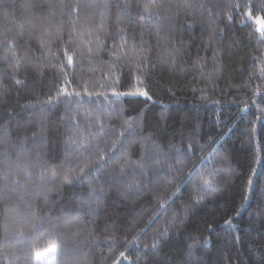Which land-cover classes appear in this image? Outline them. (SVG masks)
I'll return each instance as SVG.
<instances>
[{
	"label": "trees",
	"instance_id": "16d2710c",
	"mask_svg": "<svg viewBox=\"0 0 264 264\" xmlns=\"http://www.w3.org/2000/svg\"><path fill=\"white\" fill-rule=\"evenodd\" d=\"M126 2L132 7L123 9L121 6ZM173 2L181 5L194 3L195 6L188 15L181 8L178 18L174 6L172 15L161 16L159 23H153L146 19L148 13L143 7L149 0H33L31 8L25 7V0H0V75H11V68L17 63L16 57L28 54L27 61H22L21 71L15 77L27 78L25 85L15 86L11 79L3 82L8 95L0 97V135L5 130L10 135L0 142V161L11 159L13 177L18 170L36 163V148L31 139L25 142V147L31 149L30 155L24 154L17 161V150L24 137L30 138L38 130L40 105L36 102L47 100L49 95L55 96L60 86L67 87L69 92L81 91L82 96L78 99L86 101L79 113L81 128L86 127L85 111H97L99 107L102 111V106L111 107L105 99L108 97L117 108L126 109L124 116L112 122L117 132L121 131L122 119H135L136 112H140L141 116L147 113L149 129H158V138L165 145H179L181 134L186 136L189 131L194 132L198 145L209 143L207 136L219 133L216 137L219 143H214L203 153L197 147L196 152L189 155L183 172L203 170L202 174L206 175V170L213 166L216 149L225 145L231 148V154L221 150V155H226L227 159L216 160L215 166L234 168L237 176L221 181L223 173L217 174L214 183L220 190L219 194L215 199L209 197V202L195 211L188 231L177 235L174 244L163 248L160 256H174L181 244L186 248L187 243L193 241L185 242L183 237L191 232L199 233L201 240H209L208 245H200L194 250L201 264H228L226 258L229 256L231 264H240L241 259L244 264H250L247 258L249 244L252 240L264 244V91H257L264 88V47L258 44V33L256 37L249 38L254 25L247 20L240 22L243 18L240 10L233 9L231 15L234 19L227 20L229 5L236 0ZM201 3L205 5L203 17L201 19L197 15L193 22ZM106 4L107 9L104 7ZM212 7L210 16L207 9ZM188 24H191L190 28ZM213 27L225 29L214 41L210 39ZM120 28L126 33L123 39L129 45L135 44V50L130 46L120 48ZM97 36L104 42L103 46H96ZM163 37L169 38L180 49L174 62L165 53L164 48L168 45ZM41 40L51 43L41 49ZM85 40L92 43L85 44ZM141 52L151 56V63L147 66L139 60ZM66 53L74 57L73 65L67 64ZM52 56L56 58L50 61L48 58ZM65 74L69 81L67 85H64ZM73 75L76 82H73ZM82 80L89 81V84L81 83ZM103 83L105 87L100 86ZM85 86L94 93L93 96L84 95ZM112 87L117 91H134L141 95L145 89L152 100L143 97H120L117 100L111 96ZM46 107L48 133L41 142L40 151L48 164H55L64 156V137L77 132L69 126L76 114L61 123L64 103L58 100ZM161 112H164V118H161ZM30 118L32 123L24 127V122ZM110 132L111 127L106 126L102 139L107 138ZM187 143L185 140V145ZM135 155H139L138 150ZM72 166H77L76 160H72ZM8 170L5 166L0 173V183ZM35 171L39 172V168ZM249 177L254 181L251 191L247 190ZM56 184L59 185V181ZM39 188V181L30 184L26 191L19 192L14 203L23 207V201ZM243 194L249 195L250 199L244 201ZM92 199L87 183L74 181L66 184L49 193L47 202L38 198L32 206V211L38 216L49 213L54 218L59 217L61 225L66 226L63 231L49 233L42 222L33 229L31 225L37 221L28 216L14 226L23 231L7 240L2 239L4 221L3 203L0 202V249L3 250L0 264H7V253L14 249L20 250L17 255H30L31 264H34L35 254L53 243L58 245L56 264L61 259L73 260L84 253L89 254L90 264H101V253L109 256L113 241L116 242V256L112 260L116 264H133L137 260L139 264H146V261L153 264L152 256L136 255L140 249L148 251L144 244L151 243L152 230H148L147 236L141 235L133 241L137 232L130 227L133 215L139 213L141 206L148 208L154 203L151 194H145L135 204L124 205L113 203L115 194L109 193L105 197V207L97 216L89 214V208H95L94 203H89ZM258 212L262 214L256 215ZM228 219L233 226L224 222ZM144 220L147 221V217ZM113 221L118 229L113 231L109 227L106 231V226ZM206 224L213 225V229L205 230ZM137 227H144V223H138ZM86 229H91L90 240L78 244L71 239L77 231L83 238ZM125 240L130 242L127 247L121 246ZM73 247L80 251H73ZM120 251H124L128 259H117ZM255 259L258 261L259 255ZM107 264H112L111 260Z\"/></svg>",
	"mask_w": 264,
	"mask_h": 264
},
{
	"label": "snow or ice",
	"instance_id": "6c2138e0",
	"mask_svg": "<svg viewBox=\"0 0 264 264\" xmlns=\"http://www.w3.org/2000/svg\"><path fill=\"white\" fill-rule=\"evenodd\" d=\"M33 0H25V7H33ZM140 7L139 5H136ZM175 6V15L178 18L181 8L185 15H188L190 10L195 6L194 3L178 4L173 0H149V3L145 4L144 11L148 13L147 20L153 23H159L160 17H168L172 15V9ZM105 9L108 8L106 4ZM123 9L132 7V4L126 2L121 6ZM200 11L193 16V22L198 15L201 19L205 12V5L203 3L199 6ZM233 9L240 10L242 12L241 23L245 20L251 21L254 25L253 29L249 32V38L256 37V33L259 34L257 38L258 44L264 47V27L259 25L257 15L260 21H264V0H236L235 3L229 5V14H227V20H233L231 15ZM208 14H213V7L207 9ZM155 18V20H154ZM219 18L217 23H219ZM175 30L174 25L172 26ZM188 28L191 24L187 25ZM143 30V29H142ZM225 29H218L213 27L210 32V39L213 41L215 37L221 33H224ZM118 33L122 36V43L120 48L131 47L135 50L136 45H129L123 36L126 33L123 28L118 30ZM159 35V34H158ZM164 43L168 45L164 48L165 53L174 62L176 56L179 54L180 49L167 38H162ZM96 46L100 47L104 45V42L97 36L95 37ZM51 41L41 40V49L50 45ZM85 44H91V40H85ZM143 43V42H142ZM160 41L158 40V47ZM115 47V46H114ZM91 49H89L90 51ZM27 53L24 57H16L17 63L11 68V75H0V97L6 98L8 95V89L3 86L5 79H11L14 81L15 86H24L25 80L16 79L22 68V61H27ZM55 56L49 57L51 61L55 59ZM67 64H74V57L66 53ZM140 62L145 66L151 63V56L147 53L141 52L139 54ZM145 78L147 76L145 75ZM68 78L65 74L64 85L68 84ZM73 82L75 81L73 75ZM81 83L87 85L89 81L82 80ZM113 84L116 81H112ZM105 87V83L100 85ZM122 86V84L120 85ZM257 91H264V88L257 89ZM84 95L93 96L94 93L88 90L85 86L83 89ZM82 96L81 91L69 92L65 86H60L56 90L55 96L49 95L47 100L36 103L40 105V118L37 121L38 130L32 133V136L24 137L20 141L19 149L17 150V161L20 160L24 154H31V149L25 147V142L31 139L34 147L36 148V163L32 166L25 167L23 170H18L13 177L11 171V159L8 158L4 161H0V173L8 166L9 170L3 175V181L0 183V202L3 203V240H7L12 235H19L23 229L14 228V226L28 216L36 220L31 227L33 229L38 228L42 222L47 226V231L52 234L59 233L64 230L66 226L61 225L59 217H52L49 213H43L39 215L32 211L33 202L38 198H43L45 202L48 200L49 193L57 191L59 188H63L66 184H72L74 181L81 183H87L89 195L93 197L89 203H94L95 208H89V214L97 216L99 210L105 207V197L114 192L115 200L113 203L119 204H135L139 199L145 196V194H151L154 203L150 207L145 208L141 206L139 213L133 215L132 223L130 227L135 228L137 235L133 236V241L137 240L139 236H147L148 230H152L150 237L151 243H145L143 249L137 251V257L152 256L154 258L153 264H201V260L194 254V250L200 245H208L209 240L207 238L201 240L199 233L192 234L189 232L184 235V241L191 240L192 243H187L186 248L183 244L177 246L176 254L174 256L165 255L160 256V252L163 248L170 247L174 244L177 235H183L189 229V221L195 211L201 206L206 205L209 202V197L215 199L220 190L215 185L214 181L218 173H223L220 177L221 181L231 180L237 176L236 169L228 167H216L215 161H224L227 159L226 155H221V150L224 153L231 154V148L220 145V148L216 149V156L213 158V166L210 170H206L207 174H202V171L193 173L189 171L187 174L183 172V168L186 166V160L189 155L196 152L197 147L201 153L208 151L212 148L214 143H219L216 137L219 133H212L207 136L206 144H197L195 134L193 131H189L185 136L181 134L180 144L169 143L167 145L162 144L158 138V129H149L147 124L148 115L144 113L143 116L140 112H136V118L122 119L120 122L121 131L117 132L116 127L112 126L114 119H119L125 115L126 109L117 108L113 100H109L108 104L111 107L102 106L103 110L100 111V107L97 111L87 110L84 112V120L86 121V127H80V115L79 113L84 108L86 101L78 99ZM111 96L117 100L120 97H143L147 100H152V96L149 91L144 89L143 94L136 93L134 91H117L116 87L111 88ZM60 100L64 103V111L61 116V123L68 121L73 114H76L71 119L70 127L77 129V132L73 135L64 137V156L55 164H48L44 160L40 151L42 147L41 142L46 139L48 133L47 119V105L54 104L55 101ZM27 107H31L28 105ZM166 107V106H165ZM99 113V114H96ZM161 118H164V112L160 113ZM32 123V119L24 122V127H27ZM106 126L111 127V132L105 137ZM5 129H7V122H5ZM9 131H3L0 135V142H4L6 138H9ZM157 137V138H153ZM185 140L188 141L185 145ZM103 144V146H102ZM44 146V145H43ZM191 149V152H189ZM138 150L139 155H135ZM71 154V155H70ZM7 156V154H5ZM163 158V159H161ZM72 160L77 161V166H72ZM39 168V172L35 169ZM255 172V169L252 170ZM211 177V178H210ZM39 181V190L31 193L30 198L23 201V207L14 203L19 198L20 191H26L28 186L32 183ZM59 181V185L56 182ZM51 185V186H49ZM254 181L251 177L247 180V190L253 189ZM190 186V187H189ZM264 187V185H262ZM187 190V191H186ZM255 195V192L252 193ZM242 199L248 201L249 195L243 194ZM243 207V205H241ZM258 212L256 215H261ZM147 217V221L144 218ZM143 222L144 227H137L138 223ZM226 224L233 226L230 219L224 221ZM153 225L155 227L153 228ZM116 231L118 225L115 221L110 226H106L105 230ZM213 225L206 224L205 230H212ZM71 239L76 243H82L83 240L91 239V229L85 230V235L81 238L80 231H77ZM130 242L125 240L121 246L127 247ZM116 242L113 241V248L110 249V255L103 257L101 264H107L111 260L112 264H116L115 260H112L113 256H116L114 251ZM86 247L87 244H84ZM58 245L56 243L51 244L46 251L50 254L55 253ZM73 251H80L73 247ZM19 249H14L12 252L7 253V264H31V256L20 253ZM0 254H3V250L0 249ZM259 255L260 259L257 261L255 257ZM124 258V251H120L117 259ZM247 258L250 264H264V244H258L256 240L248 246ZM56 257L53 256V261ZM228 264H231V257L226 258ZM59 264H90L89 254L84 253L82 256L73 260L61 259ZM133 264H139V261H133ZM147 264V261H146ZM240 264H244L241 259Z\"/></svg>",
	"mask_w": 264,
	"mask_h": 264
},
{
	"label": "rangeland",
	"instance_id": "374dc122",
	"mask_svg": "<svg viewBox=\"0 0 264 264\" xmlns=\"http://www.w3.org/2000/svg\"><path fill=\"white\" fill-rule=\"evenodd\" d=\"M257 20L259 21V25L261 27H264V21H260L259 20V16H257ZM47 248L41 249V251H38L35 254V256H34V258H35L34 264H56V261H57V257H56L57 249H56L55 253L50 254V253H48L46 251ZM53 256L56 257L55 261H53Z\"/></svg>",
	"mask_w": 264,
	"mask_h": 264
}]
</instances>
